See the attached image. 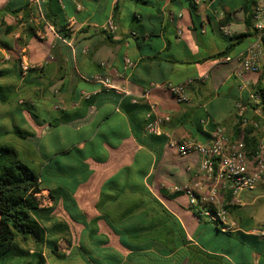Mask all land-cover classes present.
Instances as JSON below:
<instances>
[{"label": "crops", "instance_id": "1", "mask_svg": "<svg viewBox=\"0 0 264 264\" xmlns=\"http://www.w3.org/2000/svg\"><path fill=\"white\" fill-rule=\"evenodd\" d=\"M27 1L0 0V39L10 43V48L0 47V69L10 70L0 84L11 94L6 103L0 101V145L13 146L41 176V205L54 207L50 221L58 223L55 228L61 223L70 228L57 241L64 256H56H77L90 264L87 256L75 252L84 243L93 264L158 263V238H150L142 252L132 251L105 219L95 221L101 215L97 204L104 183L132 165L145 169L150 190L184 229L187 254L180 264H264V180L241 193L231 213L240 229L225 232L197 216L188 194L177 190L195 178L197 155L180 156L166 142L168 134L206 142L220 124L232 133L238 102L264 86L263 75L239 76L234 59L249 38H233L251 33L244 0H214L205 6L193 0H46L41 7L29 4L31 12L14 13ZM111 17L118 26L115 33L100 28ZM6 26H14L13 31L7 34ZM62 27H67L66 39L74 49L57 32ZM229 46L228 54L213 57ZM126 57L134 67H125ZM25 63L36 67L21 74L19 67ZM95 74L109 75L112 85L92 80ZM188 80L191 100L178 103L166 85ZM130 98L145 107L127 114L120 102ZM14 100L18 106L11 107ZM148 106H154V114L170 117L164 124L166 140L152 142L150 148L137 141L130 124L141 121ZM9 116L18 124L8 125ZM245 116L260 124L254 128L261 133V108L249 107ZM15 127L33 136L21 138ZM64 196L72 197L69 209L83 214L89 224L71 218ZM57 237L53 232L47 239ZM96 238L107 241L101 255L92 248ZM62 242L68 250H61ZM29 248L30 253L42 251L48 264V243H31ZM174 253L164 257L165 264L172 263Z\"/></svg>", "mask_w": 264, "mask_h": 264}, {"label": "trees", "instance_id": "2", "mask_svg": "<svg viewBox=\"0 0 264 264\" xmlns=\"http://www.w3.org/2000/svg\"><path fill=\"white\" fill-rule=\"evenodd\" d=\"M257 0H244L243 8L247 13V22L251 26L252 10ZM29 1L23 8L14 11L31 12L33 9L29 6ZM54 22V20H52ZM4 25H7L6 22ZM14 26H6V33L13 31ZM57 32L63 38L70 37L67 27L58 28ZM250 33H243L235 36L233 39L241 42L249 36ZM0 47L10 48L9 41L0 39ZM231 46L227 49L213 55V57H222L228 54ZM10 72L8 69H0V77L7 75ZM19 72L22 68L19 67ZM262 88V86L257 87ZM256 89V88H254ZM11 97L9 87L0 84V101L6 103ZM127 102L122 100L120 108L129 111H140L142 104L130 98ZM259 106V105H258ZM24 107L28 105L24 103ZM145 107V106H144ZM257 107V106H256ZM147 109V108H146ZM141 121L136 122L130 120L135 138L139 143L150 148L153 142L165 141L164 136L149 135L145 131L146 114ZM264 109V106H263ZM129 118L133 119L132 117ZM237 122L234 126L231 135L233 138H243L246 149L253 157V153L257 148L260 133L257 132L251 124L243 125V118L237 117ZM13 132L19 137L28 140L33 136L32 132L21 127H15ZM147 172L144 168L137 166H126L119 175L107 180L103 185V192L97 204V208L101 215L100 218L106 220L109 226L121 237L122 243L129 249L142 252L150 246L148 240L150 238H158L157 254L159 255L157 264H165L168 260L164 257L174 253V260L171 264H180L186 257V250L183 248L186 244V236L184 229L179 219L155 196L150 190L145 176ZM123 177V178H122ZM43 189V180L35 169L21 159L18 151L10 145H0V264L7 256H33V263L27 264H46V258L42 251L30 253V244L37 245L49 244L53 254L64 256L59 251L58 239L62 235H67L71 232L66 224H59V228H55V221H50L54 207H43L41 205L40 193ZM51 198L56 202V196L52 193ZM67 206V211L71 218L76 222H81L84 225L89 224L83 214L74 213L69 209L67 204L72 197H62ZM227 200L232 199L231 193L226 196ZM236 205H228L230 214ZM197 216L202 218L199 213L190 205ZM51 224V227L49 226ZM58 224V223H55ZM57 232V238L47 239L49 231ZM94 233L98 232L95 228ZM95 246L92 248L98 251L97 254H102L103 246L107 241L101 238L95 241ZM69 243L72 244L71 239ZM86 248L84 243H81L77 250L81 251ZM97 249V250H96ZM107 253V252H106ZM141 256H146L150 259L149 253H143ZM155 256H152L154 258ZM169 264V262H168Z\"/></svg>", "mask_w": 264, "mask_h": 264}, {"label": "built area", "instance_id": "3", "mask_svg": "<svg viewBox=\"0 0 264 264\" xmlns=\"http://www.w3.org/2000/svg\"><path fill=\"white\" fill-rule=\"evenodd\" d=\"M30 4L41 7L46 0H28ZM214 0H193L196 6L209 5ZM78 8L83 6L79 3ZM100 28L108 33H115L117 24L111 17ZM72 49L73 41L61 37ZM249 43L246 48L240 50L234 59L239 65L238 75L252 72L264 76V0H257L251 15V33L248 36ZM106 63L103 62L102 65ZM135 62L126 57L125 67L132 68ZM28 63L22 64V72L26 74L31 68ZM92 80L102 82L106 86L112 85L109 75L95 74ZM191 81L178 84H167L166 87L173 94L178 103H187L191 100L188 85ZM83 97H89L87 93ZM259 105V106H258ZM261 108L264 112V86L249 92L247 101L237 104V117L243 118V125L251 124L259 128L260 124L245 116L249 107ZM60 107V104H57ZM145 131L149 135H166L164 124L170 120L169 116L154 114V106L146 114ZM257 148L250 156L243 138H233L231 133L223 125L211 132L206 142L194 139H179L170 134L167 135V145L175 150L178 155L187 157L197 155L199 168L190 185L178 187V191H185L189 196V204L208 222L215 223L225 232L240 229L232 220L228 205L240 203V195L244 191L254 190L264 180V128H261ZM231 193L232 199L226 196Z\"/></svg>", "mask_w": 264, "mask_h": 264}, {"label": "rangeland", "instance_id": "4", "mask_svg": "<svg viewBox=\"0 0 264 264\" xmlns=\"http://www.w3.org/2000/svg\"><path fill=\"white\" fill-rule=\"evenodd\" d=\"M12 102H13V104L10 105L11 107L18 106L16 100H14ZM22 107H24V106H22ZM18 120L20 121V119H18ZM7 124L10 125V126H15V125L18 124V122H17V119L14 120L11 116H9ZM53 167H55V164H51V166L49 168L52 169ZM44 202H48V200L46 199ZM51 224L52 225H56L55 223H51ZM49 233L52 234V231H49ZM60 248H61L62 251L64 249L68 250L69 246H68L67 243L62 242V244H60ZM88 250H89L88 248H84L81 251L75 249V252L79 251L80 255L84 256L85 258L87 256L88 257L87 260L90 262V264H93L92 260H95V259L93 258L92 255L88 254V253H90ZM17 255L18 256H7V257H5L1 261V264H27V263H33V256L32 255H27V256H21L20 254H17ZM97 255H99V254H97ZM47 262H48V264H83L84 263V262H82V259L78 258L77 256L73 257V258L61 259V258L57 257L55 254H53V253L49 254Z\"/></svg>", "mask_w": 264, "mask_h": 264}]
</instances>
